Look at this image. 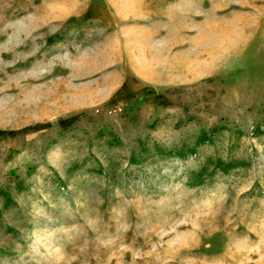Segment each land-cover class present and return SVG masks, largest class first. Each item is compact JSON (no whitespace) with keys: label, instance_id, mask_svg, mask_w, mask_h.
I'll list each match as a JSON object with an SVG mask.
<instances>
[{"label":"rangeland","instance_id":"1","mask_svg":"<svg viewBox=\"0 0 264 264\" xmlns=\"http://www.w3.org/2000/svg\"><path fill=\"white\" fill-rule=\"evenodd\" d=\"M0 264H264V0H0Z\"/></svg>","mask_w":264,"mask_h":264}]
</instances>
